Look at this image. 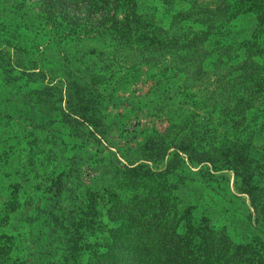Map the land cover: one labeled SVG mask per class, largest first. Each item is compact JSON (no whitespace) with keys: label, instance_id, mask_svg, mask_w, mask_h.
I'll use <instances>...</instances> for the list:
<instances>
[{"label":"trees","instance_id":"16d2710c","mask_svg":"<svg viewBox=\"0 0 264 264\" xmlns=\"http://www.w3.org/2000/svg\"><path fill=\"white\" fill-rule=\"evenodd\" d=\"M111 3L121 5L96 29V48L77 49L65 58L62 69L8 73L14 91L5 101L22 106L17 108L20 113L29 108L34 121L54 118L75 140L69 150L73 155L47 182L31 215L16 219L30 230L29 245L22 249L28 257L17 264H232L220 261L226 253L214 243L213 232L202 230L207 228L203 222L190 214L181 223L174 204L171 215L169 196L173 199L176 189L171 181L184 186L193 180L201 187L214 181V172H231L236 191L248 197L254 221L264 231V105H254L257 97L264 98V85L259 87L264 72L255 59L264 54V40L255 50L248 46L227 52L233 46L227 40L231 7L223 0L215 10L204 9L208 19L195 22V34L184 33L170 43L168 38L176 35L167 31L160 30L157 38L147 34L140 0L48 1L45 14L58 18L53 37L59 34L60 44L67 45L81 26L80 11ZM30 12L29 26L45 17L34 7ZM65 18L70 22L62 27ZM101 19L88 17L85 22L88 26ZM191 34L196 36L194 45ZM13 38L0 30V48ZM8 52L0 49L2 56ZM233 52L245 59L244 70L238 69L240 74L230 80L234 98L235 90L243 88L234 102L217 100L218 88L204 92L203 98L190 93L195 84L220 74L226 55ZM43 56L38 54L31 64L44 65ZM168 60L174 67L159 79L157 101L147 107V114L167 108L163 127L152 123L129 129V109L143 108L124 94L143 75L129 66L150 71L167 66ZM48 75L56 83L45 84ZM227 76L231 72L222 77ZM175 102L183 108H176ZM251 109L256 115L248 118ZM200 165L203 170H190ZM87 166L95 174L90 185L81 181ZM102 212L115 226L96 242L93 237L104 227ZM5 249L0 243V261Z\"/></svg>","mask_w":264,"mask_h":264},{"label":"rangeland","instance_id":"374dc122","mask_svg":"<svg viewBox=\"0 0 264 264\" xmlns=\"http://www.w3.org/2000/svg\"><path fill=\"white\" fill-rule=\"evenodd\" d=\"M48 1L54 0H0V30L14 37L13 42H8V47L2 44L0 48L9 51L6 56L0 54V243L6 246L5 254L1 255V264H17L28 257L24 252L22 253V249L29 245L30 230L16 219L21 214L23 218L31 215L36 200L45 187L50 185L47 182L62 169L67 157L73 155V152L69 150L73 146L71 141H75L66 130L59 128L61 125L54 118L40 121L42 119L38 117L34 121L29 108L20 113L18 109L22 106L17 107L5 101L4 97L14 91V86L7 78L8 73L46 72L50 67L56 70L62 69L65 58L77 49L96 48L93 45L96 29L112 16L113 9L120 8L121 5L100 4L99 7L90 8L86 12L80 11L78 17L81 19L77 21L81 23V26L78 28V33L70 38L71 41L67 45H61L59 34L53 37L57 29V16L45 14L48 11L46 7ZM223 1L225 5L231 7V13L227 18L229 31L227 40L233 42V46L227 52L231 49L244 51L248 46H253L252 49L255 50V45L264 40V0ZM218 5L219 0H140L139 10L146 18L147 34L157 38L160 30L167 31L168 36L176 35L173 40L168 38L167 41L170 43L180 39L179 35L182 36L184 33L195 34L197 31L195 22L199 19L203 21L208 19L209 14L204 9L215 10ZM33 7L44 13L45 17L34 22L33 26H29L27 14L31 13L30 10ZM199 15H201L200 18H198ZM88 17L102 19L87 26L85 20ZM68 22L70 20L65 18L62 27ZM83 25L86 28H83ZM193 34L189 36V40L193 39L192 44L196 40ZM209 37L210 34L207 38ZM15 49H19L20 53L16 54ZM41 53L44 54V65L31 64V61H36L38 54ZM234 53L226 55L224 62L227 64L218 70L220 74L195 84L190 93L203 98L204 92L218 88L217 100L226 102L237 99L243 88L239 87L235 90L237 95L234 98L230 80L236 74H240L238 69L244 70L245 59L242 55L235 57ZM230 56H234L235 59L229 60ZM257 56L255 59L259 60V70L264 72V54ZM8 57L11 58L8 59ZM166 65L158 66L150 71L145 68L143 72H140L137 65L129 66L134 73L143 74L142 78L139 77L138 81L133 82L128 91L124 92L126 97L130 96L131 100L143 107L137 112L133 108L129 109L131 111L129 129L141 128L152 123L157 128L163 127L161 125L165 122L167 108L163 113L154 109L147 114L149 112L147 107L150 101H157V96L154 97V95L160 86L159 79L171 73L174 67L172 60L171 63L168 60ZM127 68L128 66H126L128 71ZM225 72H231L232 76L223 78ZM47 78L45 84L57 81H53L54 78L49 75ZM263 85L264 77L259 87ZM166 89H168L167 93H170L171 85ZM120 95L122 96L123 92ZM164 99L165 102L170 100L169 96ZM263 99L257 97L254 100L255 107L261 109L264 105ZM175 103L176 108L182 107ZM252 112L253 114L247 116L248 118L256 115L253 109L249 113ZM260 121H264V114ZM35 124L37 126L34 128ZM204 167L200 165L190 170L198 172ZM214 175L212 183L202 184L201 187L198 182H192L193 180L184 186L175 179L172 180L171 187L176 189L173 191V199L172 195L169 196L171 197V208L169 207L171 215L174 213L172 208L174 204L180 209L178 216L182 217L181 223L190 214L199 222H203L201 226H207V228L202 230L213 232L214 243L220 245L226 253V255L221 254L220 261L232 264H264V231L254 221L255 215L248 197L236 191L235 179L231 172L218 171L214 172ZM94 176L90 167H84L81 181L90 185ZM102 217L104 227H102L103 231L98 233L99 235L93 237L96 242H100V238L106 236L107 231L115 226L109 223L105 212H102ZM259 253H261L260 256Z\"/></svg>","mask_w":264,"mask_h":264}]
</instances>
